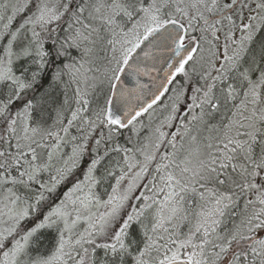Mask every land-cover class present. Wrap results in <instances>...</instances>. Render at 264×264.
<instances>
[{
    "label": "snow or ice",
    "instance_id": "snow-or-ice-1",
    "mask_svg": "<svg viewBox=\"0 0 264 264\" xmlns=\"http://www.w3.org/2000/svg\"><path fill=\"white\" fill-rule=\"evenodd\" d=\"M0 264H264V0H0Z\"/></svg>",
    "mask_w": 264,
    "mask_h": 264
}]
</instances>
